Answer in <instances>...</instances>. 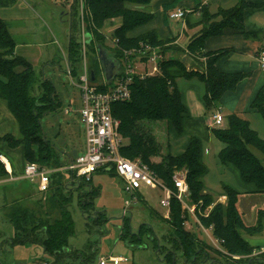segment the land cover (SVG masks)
<instances>
[{"label":"trees","instance_id":"16d2710c","mask_svg":"<svg viewBox=\"0 0 264 264\" xmlns=\"http://www.w3.org/2000/svg\"><path fill=\"white\" fill-rule=\"evenodd\" d=\"M10 1L0 0V7L7 6ZM153 1L155 0H86L95 26L92 30L94 39L88 44V47L96 53L93 65L96 66L98 61L96 48L103 47V37L97 30L101 29L103 22L112 16L120 17L121 23L112 35L117 39V43L110 52V58L119 62L122 50L137 47L140 43L159 47L164 56L165 52L172 50L184 54V51L177 46H167L175 39L161 41L154 32L128 37L130 32L153 20L152 14L134 7L145 6ZM180 1L173 0L170 4H163L162 12L165 22L169 18L167 13L174 11ZM249 5L247 0H240L235 7L228 10L219 9L214 14L203 10L198 23L201 25V30L190 38L186 52L196 62L205 58L204 70L187 69L186 59L166 57L159 63V75L134 79L130 86V99L112 105V115L120 122L119 133L125 141L120 154L130 160H139L148 166L172 190L174 189L171 182L172 173L186 171V183L190 193L189 203L198 205L200 214H205L206 209L212 206L206 216L199 215L197 210L195 212L204 228H212L213 239L222 241L219 243V248L224 253L213 248L206 241L200 240L195 231L187 229L185 223L189 220V215L177 201L172 199L170 219L164 220L160 217L170 226V239L174 246V251L165 252L164 260L168 264H176L175 251L180 252L182 264H204L206 261L208 264H222L210 258L209 251L218 257H223L224 264H264V257H251L255 247H252L242 236V234L255 236L263 232L264 210H258L254 225L248 226L236 209L240 195L237 190L223 186L226 196L225 204L217 203L216 199L214 200L210 194L204 192L202 178L205 169L201 162L200 144L196 138L190 139L182 154L172 156L168 152L161 163H152L150 159L159 153V148L153 136L144 127L142 128L141 124L139 125L141 121L165 120L168 122V134L171 131L177 135L182 134V122L186 110L181 102L177 86L179 79H196L202 83L204 89L202 101L208 108L216 107L225 93L236 89L247 75L218 71L215 64L224 52H204V43L209 38L222 35L225 30H232L244 38H250L252 35L244 31L242 19L243 10ZM71 7L76 17L77 7L75 4ZM74 18L72 30L75 32ZM14 50L15 43L6 24L0 19V100L14 117L19 132V138L7 134L0 137V141L12 148L21 146L25 164L35 163L40 168L48 169L62 168L58 150L42 137L40 126V119L59 107L60 102L57 100L51 81L37 79L32 65L16 56ZM67 56L72 74L76 76L81 55L79 42L73 35L69 37ZM90 69L95 75L97 74L95 68ZM35 86L42 90L40 97H35L33 94ZM251 109L255 110L264 121V86L251 103ZM210 131L223 145L217 155L219 161L223 165L233 166L243 183L254 186V191L244 193L264 196V166L254 154L256 151L264 157V140L246 120L237 115L226 116L223 128L210 129ZM3 172L0 168V174ZM108 174L115 176L113 173ZM50 179V186L46 193L47 203L51 210H57V218L52 222L43 223L36 220L34 213H28L20 208L11 209L6 217L13 229L12 246L38 245L44 254L53 259V264H59L65 256L69 255L68 241L75 234L74 223L68 210L72 200L71 191L73 189L80 191L78 205L82 211L93 208L92 201L98 195V191L89 186L90 180L82 179L75 182L69 177V181H65L61 173L52 174ZM86 188L87 190L84 191ZM123 219L124 228H122L121 236L123 239H129L127 240L129 244L137 243L144 235V229L141 227L143 225L139 227L137 234H131L129 221L126 218ZM105 221V215L97 213L93 218V225L100 226Z\"/></svg>","mask_w":264,"mask_h":264},{"label":"rangeland","instance_id":"374dc122","mask_svg":"<svg viewBox=\"0 0 264 264\" xmlns=\"http://www.w3.org/2000/svg\"><path fill=\"white\" fill-rule=\"evenodd\" d=\"M71 4L72 0H11L7 6L0 7V19L7 24L8 32L13 35L15 42L21 44L16 54L32 65L37 79L51 81L57 100L60 102L59 107L40 119V126L42 137L58 150L62 168L70 164L73 151H76L78 155L83 154L85 145L84 126L79 117L80 93L78 87L68 81L65 65L71 32L70 20L73 21L75 17ZM120 23V17L112 16L103 22L101 29L97 30L103 37L102 50L108 57L111 56V50L115 48L112 35ZM170 25H175V35L181 34L180 47L183 48L185 45L186 48L188 36L182 33V20L177 24L176 20H172ZM186 33L190 34L188 30ZM72 34L76 38L73 30ZM93 39L92 34L90 41ZM172 45L177 46L174 42L167 46ZM95 55V51L91 50L87 44L85 46L87 67L89 70L95 68L97 70V74H94L96 81H101L103 73L99 61L96 66L93 65ZM182 55L173 50L165 52V58L170 56L181 58ZM189 58L193 61L191 57ZM204 61L205 58H201L198 62L195 61L199 66L198 70H204ZM182 83L183 80L179 85ZM41 93L42 90L35 86L34 96L40 97ZM254 117L257 121L250 118L251 127L264 140V121L258 116ZM139 125L153 136L159 148V153L157 152L158 154L150 159L151 162L161 163L168 153V122L165 120L141 121ZM8 134L19 138L17 129L10 128ZM201 144L202 162L205 169L202 180L204 192L209 193L215 200L224 194L223 186L228 185L234 188L240 193L236 209L246 225H254L256 212L264 210V196H248L244 193L233 169L219 161L217 155L223 145L213 135L210 142L206 143L201 140ZM254 154L264 166V157L256 151ZM61 175L65 181H69L67 173L61 172ZM2 178L3 174H0V180ZM89 186L98 191V195L92 201L93 208L89 211H82L78 205L80 191L75 189L71 191L72 200L68 205V210L74 223L75 234L68 241L69 255L65 256L59 264H98L99 259L106 260L110 256L126 259V262L120 264H168L164 260L165 252L174 251V246L170 239L169 224L160 219L165 211L159 205L160 191L158 189L145 186L139 189L140 199L138 198V202L130 207L125 218L129 221L131 234H137L139 227L143 225L141 227L144 229V235L137 243L129 244V239H123L121 236L122 228H124L125 202L130 201V196L123 192L122 181L108 173L96 172L91 176ZM86 190L87 188L84 191ZM0 192L6 193L0 200V263L53 264V259L44 254L38 245L12 246L13 229L6 217L11 209L20 208L28 213H34L38 221L52 222L58 217V213L57 210L50 209L47 203L48 195L41 196L37 193L35 184L15 176L12 183L7 184L5 188L3 186ZM97 213H103L106 217V221L100 226L93 225V218ZM188 224L187 229L195 231L200 240L206 241V236L193 225L191 218ZM242 236L252 247H264V230L259 235L242 234ZM209 256L222 264L225 262L223 257H218L210 251ZM175 260L176 264H182L178 251H175ZM106 264L112 263L107 262Z\"/></svg>","mask_w":264,"mask_h":264},{"label":"built area","instance_id":"2783aa9c","mask_svg":"<svg viewBox=\"0 0 264 264\" xmlns=\"http://www.w3.org/2000/svg\"><path fill=\"white\" fill-rule=\"evenodd\" d=\"M75 4L77 9L75 33L77 41L81 47V65L76 76H73L72 69L65 57L66 75L68 81L77 86L80 93L81 107L79 117L84 126L85 145L84 152L81 155H75L70 159V164L66 168L48 169L40 168L35 163H26L23 167L21 179L35 184L38 194L45 197L50 186V176L54 173H67L72 181H89L96 172L113 173L123 183V192L130 196V201L125 202L123 217L127 215L132 205L140 199L139 189L142 186L158 189L160 191L159 205L165 211L162 215L164 220L170 219L171 200L177 201L181 207L187 211L189 218L193 220V225L199 228L209 239L210 245L223 252L219 248L218 241L210 237L212 228H204L198 216H206L212 206L208 207L205 214H200V207L196 204H190L189 188L186 183V171L181 170L172 173L171 182L173 190L161 181L157 173L139 160H130L120 154L125 141L119 133L120 122L112 115V105L115 103L126 102L130 99V86L134 79H145L160 74L159 63L165 59L159 47L151 46L147 43H140L137 47L122 50L119 62L112 59L115 63L110 81L103 79L96 81L90 79V70L85 61V46L89 44L92 38V30L95 26L92 22L90 10L86 0H72L71 6ZM187 12L176 9L169 13L171 20H183ZM74 21V20H73ZM72 36V20H70ZM74 36V35H73ZM117 39L114 38L115 47ZM261 68L264 69V51L260 54ZM224 117L220 110H217L211 118V129L222 128ZM0 163L8 171V163L0 157ZM217 203L224 204L221 198ZM188 221L185 223L187 227ZM190 224V223H189ZM188 224V225H189ZM224 253V252H223ZM251 257H264V247H257L253 250ZM120 264L126 262V259L108 257L99 259L98 264Z\"/></svg>","mask_w":264,"mask_h":264},{"label":"crops","instance_id":"0c3cea01","mask_svg":"<svg viewBox=\"0 0 264 264\" xmlns=\"http://www.w3.org/2000/svg\"><path fill=\"white\" fill-rule=\"evenodd\" d=\"M172 1L173 0H155L148 5L139 6L137 9L152 14L153 20L130 32L128 37H137L148 32H154L157 35V38L161 41L175 39V45L184 51L181 58L187 60L186 68L197 69L199 66H197L194 60L192 61L189 58L185 45L183 48L180 47L179 43L181 34L175 35L174 31H176V27L175 25H170V21L172 20L169 18H167L166 22L163 20L162 6L163 4H170ZM239 2L240 0H181L177 4L176 9L187 12L186 18L182 20L181 25L183 28V35L186 37L188 36L189 42L190 38L200 32L201 25L198 23L201 19L203 10H207L209 13L214 14L219 9H231L238 5ZM247 2L250 5L244 8L242 19L244 31L247 34L252 35L250 38H244L232 30H225L222 35L209 38L204 43V52H224L223 56H221L215 64V68L218 71L223 73H242L246 74L247 77L237 85L234 91L225 93L216 107L211 108L206 107L202 101V96L204 94L202 83L196 79L177 80L180 99L186 110V114L182 122V134L177 135L172 131L168 134V152L172 156L182 154L188 146L190 139L196 138L200 144L202 162L203 150L201 140L206 143L210 142L212 136L210 122L212 116L217 110H220L224 117L222 128L225 126V117L228 115H237L246 120L249 124L250 118L255 119L254 116L261 118L255 110L251 109V103L261 87L264 86V69L261 68L260 64V54L264 51V0H247ZM170 12H168L167 15ZM177 22L178 21H176V24ZM186 30H188V33L190 34H187ZM10 36L15 43L14 54L19 56L16 53L21 44L19 45L15 42L12 34H10ZM170 58H173V56H170ZM181 80H183V83L179 85ZM255 121L257 120L255 119ZM10 128H13L14 130L17 129L18 131V126L14 117L10 114L4 102L0 100V137L7 135ZM74 152L75 155H78L76 151H73L72 153ZM0 157L8 163V171L11 172L10 174L12 176L9 178L7 170L3 167L2 163H0V168L4 171L3 178L0 180V189H2L3 186L5 188L7 187V184L12 183L14 176L18 178L21 177L25 162L21 146L12 148L2 141H0ZM225 166L233 169L236 173L235 176L237 177V182L241 185L244 191H254V186L252 184H245L240 180L238 171L233 166L229 164ZM240 181L242 183H240ZM3 195L5 196L6 193L0 192V200L1 198L3 199ZM219 198H221L225 204L226 196L223 194L218 196L217 199ZM4 200L6 201L5 197ZM206 241L210 244L209 239L206 238Z\"/></svg>","mask_w":264,"mask_h":264},{"label":"water","instance_id":"95a60500","mask_svg":"<svg viewBox=\"0 0 264 264\" xmlns=\"http://www.w3.org/2000/svg\"><path fill=\"white\" fill-rule=\"evenodd\" d=\"M96 52H97V59L100 63L104 79L106 81H110L113 71L115 69V63L110 57L107 56V54L100 47L96 48ZM90 79L92 81L94 80L93 70H90ZM74 156H75V152L73 153V157Z\"/></svg>","mask_w":264,"mask_h":264}]
</instances>
